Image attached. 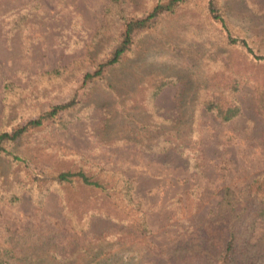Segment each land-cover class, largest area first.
<instances>
[{"label": "rangeland", "instance_id": "1", "mask_svg": "<svg viewBox=\"0 0 264 264\" xmlns=\"http://www.w3.org/2000/svg\"><path fill=\"white\" fill-rule=\"evenodd\" d=\"M110 1L0 0V131L74 100L6 144L24 164L0 155V245L28 264L264 258V215L252 213L264 187L245 198L264 178V59L252 55L264 57V0H216L213 21L214 0L187 1L136 31L120 63L85 83L121 40ZM120 1L123 15L137 18L166 0ZM216 82L241 108L231 120L202 107ZM81 164L123 174L137 205L77 186L51 184L40 196L44 179ZM34 174L41 177L31 182ZM225 188L243 210L231 225L213 222L228 210Z\"/></svg>", "mask_w": 264, "mask_h": 264}, {"label": "trees", "instance_id": "2", "mask_svg": "<svg viewBox=\"0 0 264 264\" xmlns=\"http://www.w3.org/2000/svg\"><path fill=\"white\" fill-rule=\"evenodd\" d=\"M187 1L190 0H166L163 2H157L152 6L151 10L142 17H126L123 15L124 8L122 6V2L120 0H111L107 4V13L109 14V18H113L115 15L117 19L121 20L120 26L122 28L121 40L119 43L113 48L110 52L109 56L101 62L96 69L92 72H86L84 74L83 80L84 82H91L95 79H101L105 75L107 69L110 66L120 63L123 57L128 53L133 44V39L135 36V32L138 30H145L152 26H154L159 18H163L164 16L175 13L183 4H186ZM219 11V6L216 0L209 3L207 6L206 14L208 19L211 21L213 18H210L208 14ZM214 17L217 19L219 14L216 13ZM213 21V20H212ZM255 59H264L263 56H257L252 54ZM49 73L58 74V70L55 69L50 71ZM11 84V83H9ZM222 84V85H221ZM8 84H5L7 86ZM235 84H231V89H236ZM228 84L226 82L223 83H215L209 87L210 93L202 99V107L206 111L212 112L217 118L222 121H228L232 118L236 117L241 108L239 104L229 98L230 92L228 89ZM231 93V92H230ZM74 104V100L67 101L65 103H60L52 106L50 110L40 114L39 116L29 119L17 128L9 129V130H1L0 131V155H4L10 159L16 165L24 164L26 159L19 154H16L10 151L6 144L8 142H12L20 138L24 133L27 132L28 128L41 126L44 122L45 118L54 119L60 112L69 109ZM63 126L64 124L60 122ZM167 150V148L163 149ZM41 177L40 174H34V178L30 180L31 182L35 181ZM263 177H256L252 182L247 185V192L245 195L247 198V194L249 197L253 194V189H259L264 187L262 181ZM43 187L40 189V196L43 198L46 192L52 187L51 184L61 185V186H69V187H81L85 190L90 191L92 194L98 196L102 201H115L117 199H123L127 204L137 205L131 199V181L126 178L123 174L118 172H113L110 170L99 169L98 171H92V167L84 166L83 164L79 165L78 168H69L65 170H61L58 173L54 174L51 178L44 179ZM251 194V195H250ZM238 195H234L228 188H225L223 194L221 196V202L228 206V210L224 211L223 216L220 214L215 215L213 222H224L226 217L230 218L229 224L235 219H240V216L243 215V210L238 211L234 209L233 205L235 201H239L240 198H237ZM13 199L11 201H16L19 198L16 195L12 196ZM119 203V201H116ZM120 204V203H119ZM259 207L252 213L255 215H264V196H262L258 203ZM121 205V204H120ZM229 214L227 216L226 214ZM102 215H107V212H101ZM232 215V216H231ZM108 216V215H107ZM231 216V217H230ZM143 228L145 224H142ZM235 227V224H233ZM229 235L233 236L232 231H228ZM11 246L0 245V264H28V257H15L11 254ZM227 250H230V246L227 247ZM32 261H37L32 258ZM246 264H264V258L257 257L254 259L251 256L247 257Z\"/></svg>", "mask_w": 264, "mask_h": 264}]
</instances>
